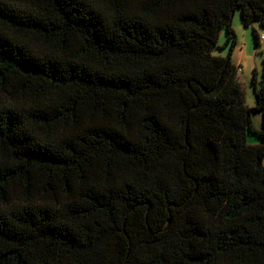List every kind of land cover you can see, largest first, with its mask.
Here are the masks:
<instances>
[{
    "label": "trees",
    "instance_id": "1",
    "mask_svg": "<svg viewBox=\"0 0 264 264\" xmlns=\"http://www.w3.org/2000/svg\"><path fill=\"white\" fill-rule=\"evenodd\" d=\"M237 8L264 29V0H0V264H264Z\"/></svg>",
    "mask_w": 264,
    "mask_h": 264
},
{
    "label": "rangeland",
    "instance_id": "2",
    "mask_svg": "<svg viewBox=\"0 0 264 264\" xmlns=\"http://www.w3.org/2000/svg\"><path fill=\"white\" fill-rule=\"evenodd\" d=\"M241 9L237 8L234 13L232 27L236 38V44L230 48L225 46V32L221 30L218 40V48L213 51V55L226 56L230 53L232 62L237 68V76L243 90L245 104L252 108L255 106L254 94L261 89L262 70L264 68V39L256 44L253 31L259 37L264 38V29L254 22L251 27L245 28L240 16ZM239 69V70H238ZM252 131L247 133L249 143L259 140L258 133L263 127L262 112L252 111L251 115ZM264 167V159L262 161Z\"/></svg>",
    "mask_w": 264,
    "mask_h": 264
},
{
    "label": "built area",
    "instance_id": "3",
    "mask_svg": "<svg viewBox=\"0 0 264 264\" xmlns=\"http://www.w3.org/2000/svg\"><path fill=\"white\" fill-rule=\"evenodd\" d=\"M264 38H263V36H261V37H259V40H263ZM239 70V69H238Z\"/></svg>",
    "mask_w": 264,
    "mask_h": 264
}]
</instances>
